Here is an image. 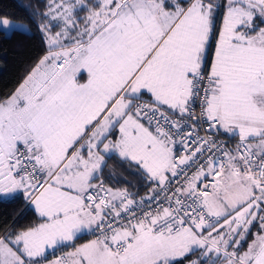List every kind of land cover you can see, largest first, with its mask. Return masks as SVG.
Wrapping results in <instances>:
<instances>
[{
    "label": "snow or ice",
    "instance_id": "1",
    "mask_svg": "<svg viewBox=\"0 0 264 264\" xmlns=\"http://www.w3.org/2000/svg\"><path fill=\"white\" fill-rule=\"evenodd\" d=\"M30 15L44 54L0 95V202L40 222L0 232V264H264V0ZM109 160L149 193L106 187Z\"/></svg>",
    "mask_w": 264,
    "mask_h": 264
},
{
    "label": "trees",
    "instance_id": "2",
    "mask_svg": "<svg viewBox=\"0 0 264 264\" xmlns=\"http://www.w3.org/2000/svg\"><path fill=\"white\" fill-rule=\"evenodd\" d=\"M44 3L46 0H0V17L24 22L30 28L27 34L14 29L6 35L0 30V95L13 91L36 60L44 54L40 32L36 25L31 23L30 15L37 9L38 4L42 11ZM79 15L83 16L85 13L80 12ZM104 178L106 187L127 188L138 200L149 193L146 181L135 168H129L127 164L120 165L109 160L104 170ZM37 220V215L30 207L25 209L22 197L0 202V232L5 228L19 231L34 225ZM252 231L255 232L256 229L253 228ZM250 240L251 237L249 242ZM244 247L246 248L247 244ZM199 255L200 253L196 252L190 259H196Z\"/></svg>",
    "mask_w": 264,
    "mask_h": 264
},
{
    "label": "rangeland",
    "instance_id": "3",
    "mask_svg": "<svg viewBox=\"0 0 264 264\" xmlns=\"http://www.w3.org/2000/svg\"><path fill=\"white\" fill-rule=\"evenodd\" d=\"M0 18H5V17H0ZM9 19V18H8ZM14 24H26V23H24V22H21V21H16V20H12V19H10ZM27 25V24H26ZM15 28H10V29H8V30H3L4 31V33L7 35V34H9L12 30H14ZM148 192H149V187H148ZM89 238H91V237H89ZM251 241V240H250Z\"/></svg>",
    "mask_w": 264,
    "mask_h": 264
},
{
    "label": "built area",
    "instance_id": "4",
    "mask_svg": "<svg viewBox=\"0 0 264 264\" xmlns=\"http://www.w3.org/2000/svg\"><path fill=\"white\" fill-rule=\"evenodd\" d=\"M196 112H197V114L199 113V107L197 106V108H196ZM221 139H224L223 137H221ZM233 143V145L235 144V141H233L232 142ZM173 184H175V181H173ZM136 199V198H135ZM137 201H139L138 199H136Z\"/></svg>",
    "mask_w": 264,
    "mask_h": 264
},
{
    "label": "crops",
    "instance_id": "5",
    "mask_svg": "<svg viewBox=\"0 0 264 264\" xmlns=\"http://www.w3.org/2000/svg\"><path fill=\"white\" fill-rule=\"evenodd\" d=\"M31 208V207H30ZM40 222V220H39V218H38V220L34 223V224H36V223H39ZM83 241H79V243H82ZM49 258H51V257H49Z\"/></svg>",
    "mask_w": 264,
    "mask_h": 264
}]
</instances>
